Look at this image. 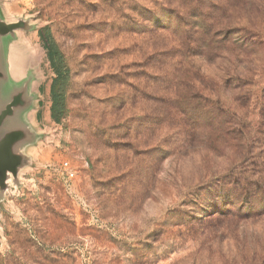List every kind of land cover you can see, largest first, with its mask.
<instances>
[{"label": "rangeland", "instance_id": "rangeland-1", "mask_svg": "<svg viewBox=\"0 0 264 264\" xmlns=\"http://www.w3.org/2000/svg\"><path fill=\"white\" fill-rule=\"evenodd\" d=\"M0 10L27 25L1 37L0 69L32 94L27 162L0 191V264H264V0ZM44 27L69 69L59 122Z\"/></svg>", "mask_w": 264, "mask_h": 264}, {"label": "water", "instance_id": "water-1", "mask_svg": "<svg viewBox=\"0 0 264 264\" xmlns=\"http://www.w3.org/2000/svg\"><path fill=\"white\" fill-rule=\"evenodd\" d=\"M18 28L26 30L27 25L20 19L16 22L0 19V39ZM5 78V68L0 69V86ZM24 93L25 87H22V91L14 90L8 99L0 100V191L7 189L11 178L15 179L20 168L27 162V157L15 152V146L21 140L32 139V133L27 131L23 121L14 120L16 112L28 104L29 100L24 97Z\"/></svg>", "mask_w": 264, "mask_h": 264}, {"label": "trees", "instance_id": "trees-1", "mask_svg": "<svg viewBox=\"0 0 264 264\" xmlns=\"http://www.w3.org/2000/svg\"><path fill=\"white\" fill-rule=\"evenodd\" d=\"M38 34L44 44L49 64L54 72V77L49 89L51 98L50 115L55 122H59L62 118L64 109L66 85L69 80V69L65 57L54 40L50 29L47 27L41 28ZM217 43L218 42H215V40L212 42L213 45ZM223 57H227V54L223 55ZM207 80L214 81L211 77L207 78Z\"/></svg>", "mask_w": 264, "mask_h": 264}, {"label": "crops", "instance_id": "crops-1", "mask_svg": "<svg viewBox=\"0 0 264 264\" xmlns=\"http://www.w3.org/2000/svg\"><path fill=\"white\" fill-rule=\"evenodd\" d=\"M0 19L4 20L5 22H16L18 20L15 21H8L4 18V16L1 14V10H0ZM18 30H24L22 28H18L15 29L11 34H7L5 36H10L11 39L14 38V36L16 35V31ZM4 61L5 64H7V54H5L4 56ZM22 74V71L20 73V75ZM5 75L6 78L4 81H2V89L7 91V94L4 95L3 90L0 92V100H6L9 98V95L14 91V90H21L22 91V87H25V93H24V97L26 99H28V104L26 103L25 108L22 110V108H20L17 112H16V116L14 118L15 121H19L22 123V115H24L26 112H28V109L31 106V99H32V94L31 92H29V87H28V82L30 80V78L26 75L24 78L21 77H17V79L12 80L9 77V73H8V65H5ZM19 75V76H20ZM13 121V119L11 120ZM23 123L25 124V127L27 129V131L29 133H32V130L29 128V126H27L26 122L23 121ZM32 142V139H26V140H21L18 144H16L15 146V152L19 153L25 157H27V153H26V148L28 146V144H30ZM24 167V166H23ZM20 170H22V167L20 168Z\"/></svg>", "mask_w": 264, "mask_h": 264}, {"label": "built area", "instance_id": "built-area-1", "mask_svg": "<svg viewBox=\"0 0 264 264\" xmlns=\"http://www.w3.org/2000/svg\"><path fill=\"white\" fill-rule=\"evenodd\" d=\"M60 170L62 172L63 178L66 180H70L75 175L73 168L70 166L69 162L67 161H64L62 163Z\"/></svg>", "mask_w": 264, "mask_h": 264}]
</instances>
